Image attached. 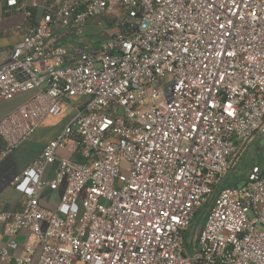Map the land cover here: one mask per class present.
<instances>
[{
  "label": "built area",
  "instance_id": "1",
  "mask_svg": "<svg viewBox=\"0 0 264 264\" xmlns=\"http://www.w3.org/2000/svg\"><path fill=\"white\" fill-rule=\"evenodd\" d=\"M1 13L23 21L0 29L21 38L0 101L33 94L0 119V160L64 104L73 114L10 183L24 201L0 211V264H264V164L223 184L264 137V0H1ZM94 28L104 40L86 43ZM69 145L77 156H59Z\"/></svg>",
  "mask_w": 264,
  "mask_h": 264
},
{
  "label": "crops",
  "instance_id": "2",
  "mask_svg": "<svg viewBox=\"0 0 264 264\" xmlns=\"http://www.w3.org/2000/svg\"><path fill=\"white\" fill-rule=\"evenodd\" d=\"M22 21L23 19L20 15L3 16L0 0V29L12 27ZM20 39V36L17 34L0 35V65L6 61L7 55ZM95 40H97L95 44H99L104 40L103 35L95 36ZM32 94L33 92L17 94L10 100L0 101V119L21 105ZM82 100V98H73L71 104L81 102ZM72 114L70 103L64 104L58 115L47 117L26 141L4 159L0 160V211L16 212L21 210L24 197L10 185L12 179L25 171L32 162L41 157L44 147L61 133ZM3 149L4 143L0 138V151ZM58 154L63 158H75L77 156L76 153L71 151L70 145L67 150L58 151ZM54 171L55 165H49L45 169L43 180L50 181L53 178ZM63 190V185H60L55 190L47 187L44 188L40 194V204L46 209H54L59 203ZM6 241L7 239L3 235L2 224H0V245H3ZM18 242L19 248L14 253L15 255L22 254L23 246L25 245V233H20ZM5 264L15 263L11 260Z\"/></svg>",
  "mask_w": 264,
  "mask_h": 264
},
{
  "label": "rangeland",
  "instance_id": "3",
  "mask_svg": "<svg viewBox=\"0 0 264 264\" xmlns=\"http://www.w3.org/2000/svg\"><path fill=\"white\" fill-rule=\"evenodd\" d=\"M107 16L112 17L111 13H107ZM95 36H101L100 30L96 28L91 29L88 34L85 33L86 43L95 44ZM104 38V37H103ZM264 164V137H255L249 144L238 154L232 167L224 175L223 184L231 183L235 186H243L246 182L248 172L254 165L263 166ZM200 213H198L199 215ZM194 218L192 219V222Z\"/></svg>",
  "mask_w": 264,
  "mask_h": 264
},
{
  "label": "trees",
  "instance_id": "4",
  "mask_svg": "<svg viewBox=\"0 0 264 264\" xmlns=\"http://www.w3.org/2000/svg\"><path fill=\"white\" fill-rule=\"evenodd\" d=\"M227 185H233V184H231V183H227Z\"/></svg>",
  "mask_w": 264,
  "mask_h": 264
}]
</instances>
